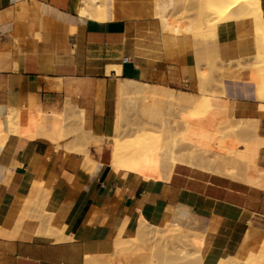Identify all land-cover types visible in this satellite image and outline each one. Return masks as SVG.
Segmentation results:
<instances>
[{"label": "crops", "instance_id": "0c3cea01", "mask_svg": "<svg viewBox=\"0 0 264 264\" xmlns=\"http://www.w3.org/2000/svg\"><path fill=\"white\" fill-rule=\"evenodd\" d=\"M77 3L0 0V106L42 112L48 134L54 115L61 113L66 128L62 147H54L45 133H12L0 151V264H152L147 243L139 250L109 252L88 246L131 238L141 213L163 222L179 201L202 214L217 200L243 208L237 227L211 251L212 257L234 253L249 220L264 228V189L186 165H177L168 181L145 180L130 171L125 177L111 165L110 135L119 81L198 94L199 61L218 52L222 71L205 64L200 71L218 79L228 115L256 120L264 138V93L258 89L263 78L256 71L252 22L224 21L216 33L196 41L183 31L167 32L154 15L99 22L77 14ZM261 7L264 21V0ZM170 22L182 30L190 23ZM80 127L93 137L82 148L86 153L74 145ZM259 164L264 167V146ZM206 222L222 221L207 217ZM116 254L122 257L107 261Z\"/></svg>", "mask_w": 264, "mask_h": 264}, {"label": "bare ground", "instance_id": "6f19581e", "mask_svg": "<svg viewBox=\"0 0 264 264\" xmlns=\"http://www.w3.org/2000/svg\"><path fill=\"white\" fill-rule=\"evenodd\" d=\"M259 1L260 0H217L216 14L219 19L216 24L218 25L220 21L225 18L237 19L238 17H243L244 19H247V17L251 15L255 16L256 23L259 24L261 22V19H263L262 12H260L262 10V7L259 6L261 4V1L260 2ZM258 2L260 3L259 5ZM175 4H176V0H138L135 3L131 2V0H81V1L78 0L77 14L86 18H91L99 22H106L117 19H130V18L142 17L143 14L141 13V10L143 9V7L150 6V8L155 9L157 11L156 15L161 20L167 32L169 31L174 33H180L181 31H183L185 33H188L192 31L193 30L192 26H188L186 29L184 28L183 30L177 26L174 27L171 26L170 24L171 22H169L167 15V10L173 8ZM256 7L257 9H259V12L255 10ZM257 27L258 28L262 27L261 23ZM256 33L258 35L259 31H256ZM258 46L259 47L261 46L258 49H263L262 44L261 45L258 44ZM257 53H258V57L260 58L262 56L264 57V49L263 51L260 50V52ZM262 66H264V64H262ZM262 69H263L262 71L263 81L258 84V89L261 93H264V67ZM203 76L205 77V75ZM202 79H203L201 80L202 84L200 83L199 87L204 86L203 84L207 81V77ZM117 93L120 96L121 99L120 101L123 105L120 108L116 105L117 107L115 111V116L112 119V125H111V135H110L111 138L114 139L116 138L117 140L120 137L122 138L121 135L123 133L124 115L127 112L135 111L136 115L138 116L142 115L145 117H150L154 121L153 123L158 125L159 128H166L169 125V121H167L166 117H164L162 111L163 106L167 108L177 107L182 110L184 109L185 113H183L184 114L183 117L180 118L181 120H179L177 123L178 126H182V127H189L191 118L198 111L202 113H208L211 116L212 128L218 132L221 133L236 132L239 133L240 135H243L244 137L248 136L249 134L250 136L251 134L253 135L251 139L243 138V141L241 143V147L244 150H246L248 154L240 155L238 153L239 155L236 154L234 155L236 159L230 157L229 160L235 159V161L241 163L248 161L250 167H252L250 171V176L252 177V179L256 181H259L264 176L258 172V168L256 166L257 162L259 161V154L261 147L264 146V138L260 137L257 132V126H258L257 121L250 119H236L234 118L235 116L230 117L226 112V106H227L226 100L223 101L226 103L225 105H223V103L221 104L220 100L209 102L208 104H206L204 101H202L203 99L202 97H198L194 93L192 94L185 90L174 89L163 85L150 84V83L142 82V80L139 81L136 79H123L119 81L117 84ZM260 97H262V99L264 98V96H260ZM35 112L34 111L28 112V110L26 111L25 109H20L13 118L14 120H9L6 123L8 130L5 134L1 135V140H0L1 149L3 148L8 137L12 133L25 135V137L26 135H28L27 137L33 135L43 136V134L45 133L44 137L48 138L54 145H56L54 147H58L61 145V141L64 138L65 129H66L63 124L64 115H62L63 117L61 116V113L58 115L56 113L54 115L55 119L51 127V132L48 134L45 131L46 128L44 127L46 124L43 125V122L40 118L42 112L39 114L37 113V111ZM80 114L84 115L83 110H80ZM173 130L174 129H172L171 131ZM88 135H90V133ZM88 135H86L85 137L86 139L87 138L90 139L92 137V136L87 137ZM99 138L102 139L101 137ZM89 139L87 140L90 143L91 139L90 140ZM87 140L85 141L83 137L79 139V142L77 143H75L74 141L73 142L75 143L74 145L79 146L78 147L79 149L82 148L87 149L86 148L87 146L85 144ZM89 143L87 144L89 145ZM63 146H67V145L63 144ZM176 146L177 143L175 142L173 147H169L167 150L161 151V153H159V155L156 158L149 161L142 157L130 156L129 154L118 152L114 155L113 163L111 165L115 169L116 173H121L125 177H126L125 174L130 171L133 172L135 176L143 177L145 180L150 179V176L145 173L144 167L149 166L151 164L155 167V169L159 170L162 173V176L164 177L165 180H169L171 178L172 176L171 172L173 171V169H175L177 165H188L189 167H200L202 169L208 168L206 166V162H208L207 158L203 157L202 155H198L195 150H191L188 153L189 156L186 154V158L184 157L182 158L181 156H185V155H181V154L177 155L178 152L176 151ZM60 147H62V145ZM71 148H73L72 151L75 152L74 150L75 146L73 147V143ZM83 149L82 151L80 150V152L86 153V151L85 150L83 151ZM187 158L189 159L188 161ZM195 160L199 163L195 162ZM221 165L222 164H220L213 170L211 168L208 169L214 171L215 173L226 174V170H228L227 167L228 165H222V166ZM230 169L232 171L236 170L234 166H231ZM41 199H43V197ZM44 208L45 206L43 207V209ZM204 212L202 214V212L192 209L187 204L183 202H179L166 214L163 222H160L159 218L156 216L149 217L146 214L141 213L139 217L140 218L139 231L137 234H135V236L131 237V239L128 237H119V238L115 237V239L111 241L102 242V245H100L101 242L91 243L88 246L89 250L88 249L87 250L108 251V252L112 250H139L140 248H143L145 245L146 237H148L145 234L148 233L152 234L154 232L158 234L157 233L158 231L165 233V236L166 234H168L167 236L170 237H172V235L178 236L180 234H183L182 237L184 236L185 238H187V236L191 233L197 234L199 235V238L202 237L201 244L203 250L207 251L208 254H210L209 252H211L214 249V247L217 244H219L225 238V236H227V234L229 236L230 232L237 227L236 222L240 219L239 217L240 212L235 208L228 207L223 201H219V200L215 201L213 205L209 206V210L205 212L207 213L205 215V218L207 219L208 217L209 219H213L216 221L220 220L222 222H207L208 224L206 223L204 224L203 222L204 219L202 218L204 216ZM48 216L52 217L50 215ZM20 224H22V222ZM147 228H149V230ZM65 229L66 228L62 230ZM121 230H120L121 233L124 232L123 228ZM14 233L12 232V234ZM16 233H18V230ZM62 233H64V231H62ZM232 234L234 235L235 233L233 232ZM118 236H120V234ZM162 236L160 238L158 237V239H162ZM166 238L167 237H164L163 241H165ZM169 238H167L166 242H169L168 240ZM166 242H164V245ZM97 244H99L100 246H97ZM161 247H163V245ZM166 250L167 249L165 248V251ZM162 251H163L162 248L160 249L159 247L155 250L154 260L152 264H154L155 263L154 261L155 260L157 261L159 257L163 256ZM208 256H206L204 260L201 259V262L203 261L208 262L207 259ZM178 257L181 258V255H178ZM182 257H185V262H184L185 264L187 255L184 254V256ZM230 259L232 261V258ZM187 260H188L187 264H195V262H197V264L198 263L202 264L199 261L200 258L198 260V257L196 256L192 258H188ZM232 262L233 264H243L237 258L234 259V257ZM245 264H249V263H245Z\"/></svg>", "mask_w": 264, "mask_h": 264}, {"label": "rangeland", "instance_id": "374dc122", "mask_svg": "<svg viewBox=\"0 0 264 264\" xmlns=\"http://www.w3.org/2000/svg\"><path fill=\"white\" fill-rule=\"evenodd\" d=\"M136 1L138 0H131V2L133 3H135ZM216 1L217 0H176L175 6L167 10V15L169 13L168 15L169 22L170 20H174V21L179 20L181 22L189 21L190 23H188V25H186L184 28L186 29L188 26H192L193 30L188 32L187 34H192L196 39V41L198 40V38H203V37L209 38V36L212 33H216V29L218 25L224 22L223 20L227 21L230 19H236V18H230V19L225 18L222 19L220 23L217 25L216 23L219 18L216 14V6H217ZM259 2L258 5L260 4ZM259 6H261V4ZM255 10L259 12V9H257V7ZM260 12H262V10ZM141 13L143 14L142 16L154 15L158 18V16L156 15L157 11L155 9L150 8V6L143 7ZM243 19H244L243 17H238L236 20L240 21ZM246 20H247L246 23L252 22L251 35H252V40L256 47V51L254 54L257 63L256 71H259L262 75V71H263L262 68L264 67L262 66V64H264V57L263 56H262L263 58L258 57L257 52H260V50L263 51L264 49V21L263 19H261L260 23L262 27L258 28L257 26H259L260 23L259 24L256 23L255 16L251 15L247 17ZM256 31H259L258 35H257L258 32L256 33ZM174 34H178V33H174ZM258 44L260 45L262 44L263 49H258L261 47V46L259 47ZM197 47L198 46L195 45V48ZM218 63L223 64L217 52L216 55H213L208 59L200 60L197 66L199 85L201 83V80H203L202 78H206V77H207V81L206 80L205 81L207 83L203 81L205 82L203 84L204 86L203 87L198 86L199 87L198 94L195 95H197L198 97H202L203 98L202 101H204L206 104L218 100H220L221 104L222 103L223 105L226 104L225 102H223L225 99L220 96V91H219L220 83L218 79L208 77L206 75L204 77L202 72L200 71V65L205 64L207 68L215 70V73L218 74V72L222 71L221 70L222 68L218 65ZM120 100H121L120 96L117 94V106L119 108L123 105ZM19 110L20 109L17 108L0 107V140H1V135L5 134L8 130L6 123L9 120H14L13 118L15 117L16 113ZM162 111L164 117H166L167 121H169V125L166 128H159L158 125L153 123L154 121L150 117H145L142 115L138 116L136 115L135 111L125 113L124 121H123V133L121 135L122 138L120 137L122 140L120 138L119 139L121 141L119 139L117 140L116 138L115 139L111 138V143L114 152L113 154L115 155L116 153L121 152V153L129 154L130 156L142 157L149 161L156 158L159 155V153H161V151L167 150L169 147H173L174 143L176 142L177 143L176 151L178 152L177 155L179 154L185 155V156L180 155L182 158L183 157L186 158V154L189 156L188 153L191 150H195L198 155H202L203 157L207 158L208 162H206V166L208 168H211L212 170L217 166H219L220 164L228 165L227 166L228 170H226V174H219V173L216 174L228 177L230 179L242 181L251 186L264 189V176L259 181L252 179V177L250 176V171L252 167H250L249 162L245 161L241 163L235 161L236 159V157L234 156L235 154L236 155L248 154V152L241 147V143L243 141V138L251 139L253 136L252 134L251 136L249 134L248 136L244 137L243 135H240L239 133L236 132H227V133L218 132L212 128L211 125L212 120L210 114L202 113L199 111L195 113V115L191 118L189 127L178 126L177 124L178 121L181 120L180 118H182L184 115L183 113H185L184 109L182 110L177 107L167 108L163 106ZM227 111H228V105L226 106V112ZM82 120H83V115H81L80 117L81 123ZM80 128H81L80 136H82L80 138L84 137V140L86 141L88 138L86 139L85 137L90 132L88 133V131H84L82 127ZM172 129L174 130L171 131ZM77 133H78L77 129L74 128L72 134L77 135ZM87 143H89L88 140L87 142H85L86 146H88ZM0 151H1V141H0ZM230 157L235 158L233 159L234 161L229 160ZM188 158L187 161L189 160ZM259 161H260V154H259ZM259 161L257 162L256 165L258 168V172L264 175V167H262L259 164ZM195 162L197 161L195 160ZM231 166H234L236 170L232 171L230 169ZM192 168H198L204 171L215 173L214 171L208 168L206 169H202L200 167H192ZM144 171L146 174L150 176V179L165 180L164 177L162 176V173L159 170L155 169V167L152 164L144 167ZM172 172L174 173V169ZM172 172L171 175H173ZM179 202H183L192 209L196 210L190 202L187 201H179ZM224 203L228 207L235 208L236 210H238L240 212L239 217L241 218L243 208L232 205L227 202ZM202 218L204 219L203 220L204 224L205 223L208 224L205 221L206 220L205 215ZM262 228L263 227H261L260 225L249 220L248 228L244 232L241 242L238 248L236 249V251L234 253H229L227 255H215L214 257H212L211 252H209L210 254H208L207 251L203 250L201 244L202 237L199 238V235L194 233L189 234L190 236L188 235L187 238H185L184 236L182 237L183 234L180 235L177 234L178 236L172 235V237H170L167 236L168 234H166L165 236V233L163 232L157 231L159 236L155 232L154 233L151 232L152 234L150 233L145 234L146 236H148L146 237L145 243L148 244L150 250L152 251L153 260H154L155 250L158 247L160 249L162 248L163 256L159 257L157 261L156 260L154 261L156 264H184L185 257H182L184 256V254L187 255L185 264H187L188 258H192L196 256L198 257V260L200 258L199 261L201 262V259L204 260L208 255H209L207 258L208 262L203 261L201 262L202 264H233L232 262L233 257L234 259L237 258L243 264L245 263L264 264V230H263L264 228L263 229ZM147 229L149 230V228ZM162 234L164 237L167 238L170 237L168 239L169 242H166L167 238L165 239V241H163L164 237L162 236ZM161 236L162 239H158V237L160 238ZM156 240H158L159 242ZM164 242H166L165 243L166 246L164 245ZM162 245L163 247H161ZM164 247L167 249L166 251ZM178 255H181V258H179ZM119 257L122 256H119L118 254L112 255L108 258L107 261H116ZM230 258H232V261ZM135 264H147V263L138 262ZM195 264H197V262H195Z\"/></svg>", "mask_w": 264, "mask_h": 264}, {"label": "built area", "instance_id": "2783aa9c", "mask_svg": "<svg viewBox=\"0 0 264 264\" xmlns=\"http://www.w3.org/2000/svg\"><path fill=\"white\" fill-rule=\"evenodd\" d=\"M124 62H129V59L127 57H125Z\"/></svg>", "mask_w": 264, "mask_h": 264}]
</instances>
